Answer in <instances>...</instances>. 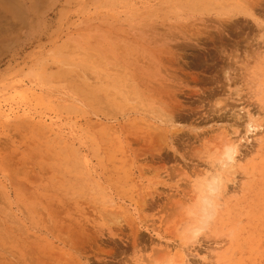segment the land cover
I'll return each instance as SVG.
<instances>
[{
	"label": "rangeland",
	"instance_id": "374dc122",
	"mask_svg": "<svg viewBox=\"0 0 264 264\" xmlns=\"http://www.w3.org/2000/svg\"><path fill=\"white\" fill-rule=\"evenodd\" d=\"M176 262L264 264V0H0V264Z\"/></svg>",
	"mask_w": 264,
	"mask_h": 264
},
{
	"label": "bare ground",
	"instance_id": "6f19581e",
	"mask_svg": "<svg viewBox=\"0 0 264 264\" xmlns=\"http://www.w3.org/2000/svg\"><path fill=\"white\" fill-rule=\"evenodd\" d=\"M251 126H249L250 128ZM237 146L232 142H225L216 156V167L210 176L203 182L202 193L199 198V208L196 214V222L188 231V241L193 242L198 235L207 227L213 215V199L217 196L220 179L223 173L231 172L235 166L234 157ZM174 264V263H165ZM181 264V263H175Z\"/></svg>",
	"mask_w": 264,
	"mask_h": 264
}]
</instances>
